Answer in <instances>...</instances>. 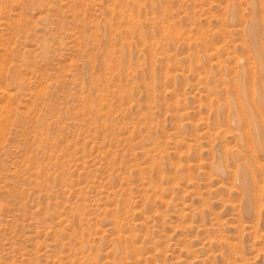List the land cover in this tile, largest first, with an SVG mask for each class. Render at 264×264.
Wrapping results in <instances>:
<instances>
[{
	"label": "rangeland",
	"instance_id": "rangeland-1",
	"mask_svg": "<svg viewBox=\"0 0 264 264\" xmlns=\"http://www.w3.org/2000/svg\"><path fill=\"white\" fill-rule=\"evenodd\" d=\"M0 264H264V0H0Z\"/></svg>",
	"mask_w": 264,
	"mask_h": 264
}]
</instances>
